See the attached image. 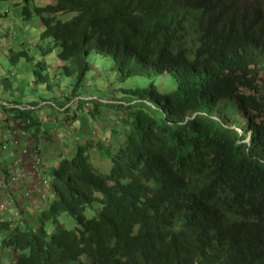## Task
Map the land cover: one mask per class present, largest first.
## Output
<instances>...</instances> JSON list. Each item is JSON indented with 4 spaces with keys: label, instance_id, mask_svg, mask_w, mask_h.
I'll list each match as a JSON object with an SVG mask.
<instances>
[{
    "label": "trees",
    "instance_id": "16d2710c",
    "mask_svg": "<svg viewBox=\"0 0 264 264\" xmlns=\"http://www.w3.org/2000/svg\"><path fill=\"white\" fill-rule=\"evenodd\" d=\"M23 3V19L40 15L51 44L42 55L57 47L65 62L55 77L78 86L94 52L112 60L117 83L145 75L150 84L110 101L135 108L114 150L86 138L50 169L55 198L37 228L15 223L18 211L0 221L2 264H264V103L238 91L264 87V0ZM37 66L34 78L50 87L47 64ZM163 73L175 87L161 92L154 78ZM77 95L68 88L57 106ZM7 104L3 120L42 131L34 109ZM95 153L107 170L93 166ZM64 213L77 216L75 228L61 225Z\"/></svg>",
    "mask_w": 264,
    "mask_h": 264
},
{
    "label": "rangeland",
    "instance_id": "374dc122",
    "mask_svg": "<svg viewBox=\"0 0 264 264\" xmlns=\"http://www.w3.org/2000/svg\"><path fill=\"white\" fill-rule=\"evenodd\" d=\"M48 2L46 0H29L27 6L29 7V9H32L34 6H40ZM23 7V0H0V68H2L0 69V80L4 79L5 83L9 82L8 85H12L11 94L14 96L15 99L20 100V95L24 97V109H28L33 112L34 103L32 97L34 96V94L32 93V91L38 92L41 87L43 88L42 91L44 92V95L42 96L41 100L40 98H38L37 101L49 100L52 102V105L57 108L58 101H52V99L50 98L52 97V94L47 92L46 84L37 81L34 78L35 75L32 73V69H38L39 67L37 66V63L43 59L48 66L50 80L52 81L51 76L53 75V70L55 69L56 65H62L65 62L57 58V47H52L51 50H48L44 55H42V49L51 47V44L48 43V39L43 38L40 35V32L42 30L40 15L33 14V16L28 18V20H24L22 15ZM57 17L64 20L68 19L70 16L60 14L57 15ZM88 61L90 62V69L85 74L82 83H80L78 86H75L74 76H60L59 78L62 79V81L60 82L59 78L55 77L54 75L52 76L53 84H51V86H58L61 83L63 89L67 90L68 87L71 90H76L80 98L91 97V99L87 100L81 99L79 101L80 105L74 109H72L73 107L68 108L67 112L69 115L66 116L67 120L70 121L74 119L78 122L75 117L77 115L79 119L77 126H82V131L84 133L83 136L85 139L91 138L92 143L95 144L97 141H99V135V138H101V140H104L103 142L99 141L103 145V147H107L108 151L110 150V148L111 150H114L117 147V142H120L124 133L128 131L129 123L133 119L132 114L135 108L111 107L110 101L115 99H121V96L124 95V93H122L121 91V89L123 88L128 89L135 87H148L150 84V79L145 75H136L131 76L122 83H117L115 79V71L113 69V62L110 58L96 54L94 52H90ZM29 81H32V84ZM154 82L155 84H157V87L161 92L169 91L175 87V81L172 80L170 76L165 75V73H163V75L160 77L154 78ZM16 87L18 88L21 94L13 93V90H15ZM1 88L2 82H0V90ZM256 88V91L246 88H239L238 91L243 93L244 95L254 94L259 101H262L264 103V87L258 86ZM3 93L4 91L2 90V96ZM105 99H108L107 103L102 101ZM96 100L99 101L100 109H95V105L98 103ZM61 101L62 100H60V102ZM74 101L75 99L73 100V102ZM85 102L88 103L86 106H84ZM11 107L20 108V105L19 103L15 102ZM60 109L61 108H58V110L55 111L57 112V115H55L56 118H58L59 115L62 116V112L66 110L64 109L61 112ZM0 110L2 109L0 108ZM74 114L75 116L73 117ZM55 117L52 116L53 119ZM46 119L49 118L46 117ZM3 121L4 120L0 118V129L1 123ZM238 121L246 123V132L243 134H246L248 138L251 134L249 126L250 121L247 118H244L242 112L240 113ZM3 126V128L9 129V126L7 124H3ZM86 130L89 132L91 130L95 131L96 134H87ZM17 132L22 133L18 129ZM72 132H74L73 128L69 132V134ZM1 133L3 132L1 131ZM22 134H29L28 136L33 137V139H36L38 145L37 152L42 151V154L46 151L47 147L48 149L50 148L53 142L58 143L57 140L52 142L48 135H44L45 131L43 130L37 136L36 134H32L30 132ZM59 134L65 136L66 131L60 130L58 135ZM73 137L74 136L72 135L71 138ZM38 139H41V141L38 142ZM51 148H53V146H51ZM66 148L67 147H65L64 153L68 154L69 149L66 150ZM74 151L70 152L69 155H66L62 159L72 156ZM100 156L101 155L97 153L93 154V161L91 160L92 164L94 167H98L101 170H107V168L110 166V162H107V158ZM56 167L48 166L49 174L51 173L50 169H54ZM31 171L33 175H31ZM49 174H46L44 179L41 175H39V167H35L32 170L27 171L10 170L8 175L6 174L4 176H0V183L7 177L9 179L11 175L18 176L21 179L20 183H22L23 181L30 182L32 180L38 182L39 188L34 194L35 199L32 198V202H30L28 205L30 209L29 212L31 213L29 218L33 219L31 225L35 226L36 228L39 226L38 217L40 211L47 209L51 198H55V195L52 194L53 191L50 184ZM0 186L2 185L0 184ZM50 193L53 196L50 197ZM24 196L28 198L30 196V193L26 191L24 193ZM8 209V204H6V211ZM97 211L98 208L96 207L87 208L85 214L87 217H89L93 214H96ZM10 215L13 214L10 212L8 216ZM3 219H5V217L2 216V211L0 210V221ZM59 221L63 227L66 226L70 228H75L77 223V216L74 214L71 215L64 213L61 214ZM44 229L47 234H49L51 229L50 224L46 223L44 225ZM4 237L5 235H0L1 239H3Z\"/></svg>",
    "mask_w": 264,
    "mask_h": 264
},
{
    "label": "crops",
    "instance_id": "0c3cea01",
    "mask_svg": "<svg viewBox=\"0 0 264 264\" xmlns=\"http://www.w3.org/2000/svg\"><path fill=\"white\" fill-rule=\"evenodd\" d=\"M59 81L61 82L62 79L59 78ZM0 82H2V88L0 90V102H5L9 104H13V102H17L19 103L20 108H22L24 97L20 95L21 96L20 100L15 99L14 96L11 94L12 85H8L9 82L5 83L4 79L0 80ZM50 83L52 84L51 80ZM46 88H47V92L52 94V97H50L52 101L60 102V100L63 98V95L65 93H68V87L67 90L63 89L62 84L54 87L46 86ZM42 89L43 88L41 87L38 92L32 91V93L34 94V96L32 97L33 101H37L38 98H40V100L42 99V96L44 95ZM2 90L4 91L3 96L1 95ZM13 93H20L17 87L15 90H13ZM76 97L79 96L77 95ZM83 99H87V98H83ZM33 107H34V113H33L34 117L41 123V128L43 131H45L44 135H48V137H50L52 142L57 140L59 144L53 142V144L51 145L53 146V148H51L50 146V148L48 149L47 147L46 151L43 154L42 151L37 152L38 145L36 139H33V137L28 136L29 134L18 133L16 129V123L13 122L10 118L4 120L1 123V129H0V176H4L6 174L8 175L10 170L27 171V170H32L35 167L36 168L39 167V175H41L42 178L45 179L46 174H49L48 166L56 167L60 159H62L66 155H69V153L74 151V149L80 142L85 140L83 136L84 133L82 131V126L80 125L77 126L79 122L77 115L75 117L78 120V122L74 119L68 121L66 117L67 115H69L67 112L68 108L64 112H62L65 109V106L63 107L57 106L56 108L55 106L52 105L51 101L44 100L38 103L37 105H34ZM58 108H61L60 111L63 113V115L62 116L59 115V117L56 118L55 115H57V112L55 111L58 110ZM7 116L8 113H4L2 110H0V118H5ZM52 116H54L55 118L53 119ZM46 117H48L49 119H46ZM3 124H7L9 126V129L3 128L4 127ZM72 128L74 129V132L68 135V132H70ZM60 130L66 131V135L64 136L65 138L63 143H60V139L61 137H63V135L62 134L58 135ZM1 131L3 133H1ZM88 132L89 131L86 130L87 134L90 133L92 134V130L89 133ZM72 135L74 136L73 138H71ZM98 140L100 142L104 141L101 140V138H99V135H98ZM40 141L41 139H38V142ZM99 141H97L96 143L101 144ZM65 147H67L66 150L69 149L68 154L64 153ZM8 180L9 179L7 177L0 184L2 186H6L10 184ZM2 186H0V194L4 193L5 197L9 198V208H10L9 214L10 212L13 214L14 211H18L19 216L17 221H15V223L19 224L21 227V222L24 220L25 221L24 227H25L26 225H28V221L32 220L31 218H29L31 213L29 212L30 209L28 205L30 202H32V198L35 199L34 194L36 190L39 188L38 182L34 180L30 182L23 181L22 183L14 185L16 189H14L13 186H10L9 190L4 192H2ZM26 191L30 193V196L28 198L24 196V193ZM49 196L51 197L53 195H51L50 193ZM2 216L5 217V219L2 220L3 225H6L5 223L9 221L8 217H10L11 215L8 216V213L5 211L2 212ZM6 252L8 253L9 251ZM12 255H14V253L10 251L9 256ZM1 256L2 253L0 251V257ZM7 261L8 258L7 259L0 258V264L5 263Z\"/></svg>",
    "mask_w": 264,
    "mask_h": 264
},
{
    "label": "built area",
    "instance_id": "2783aa9c",
    "mask_svg": "<svg viewBox=\"0 0 264 264\" xmlns=\"http://www.w3.org/2000/svg\"><path fill=\"white\" fill-rule=\"evenodd\" d=\"M31 175H33L32 171H31ZM20 182H21V179L18 176H15V175L10 176V184L16 185V184H19ZM7 186L8 185L2 186V190H5ZM6 204H7V198L5 197L4 193H1L0 210L2 212L6 211Z\"/></svg>",
    "mask_w": 264,
    "mask_h": 264
},
{
    "label": "bare ground",
    "instance_id": "6f19581e",
    "mask_svg": "<svg viewBox=\"0 0 264 264\" xmlns=\"http://www.w3.org/2000/svg\"><path fill=\"white\" fill-rule=\"evenodd\" d=\"M30 82V81H29ZM91 98V97H90ZM75 99V101L73 102V100ZM70 103H68V104H66L65 105V108H66V106H69V108H72V109H74V108H76L77 106H79V104H78V102H77V100L79 99V100H81V99H83V98H80V97H75ZM87 99H89V98H87ZM87 99H84V100H87ZM103 102H105V103H107L108 102V99H105V100H102ZM112 101V100H111ZM87 105V102H85L84 103V106H86ZM195 115V113L192 115V116H194ZM191 118V116H185V118L186 119H188V118ZM92 134L94 135V134H96V132L95 131H92ZM68 135H69V132H68ZM63 138H65L64 136L62 137V141H63ZM110 150H111V148H110ZM9 182H10V178H9V180H8Z\"/></svg>",
    "mask_w": 264,
    "mask_h": 264
},
{
    "label": "clouds",
    "instance_id": "9594fccd",
    "mask_svg": "<svg viewBox=\"0 0 264 264\" xmlns=\"http://www.w3.org/2000/svg\"><path fill=\"white\" fill-rule=\"evenodd\" d=\"M30 83L32 84V81H30ZM66 94H67V93H66ZM63 99H64V98H62L61 100L63 101ZM62 101H61V102H62ZM39 102H41V101L39 100ZM1 103H2V102H1ZM14 103H15V102H14ZM14 103H13V104H14ZM13 104H9V103H8L7 106H10V107H11ZM36 105H37V104H36ZM62 107H63V106H62ZM33 109H34V107H33ZM75 149H76V148H75ZM60 160H61V159H60ZM60 160H59V161H60ZM10 186H13V188L16 189V188L14 187L13 184H8V186L6 187V189H5V190H2V192L9 190ZM6 198H7V204H8V207H9V198H8V197H6ZM9 210H10V208L6 211L8 214H9ZM15 216L18 217L19 214H15Z\"/></svg>",
    "mask_w": 264,
    "mask_h": 264
}]
</instances>
